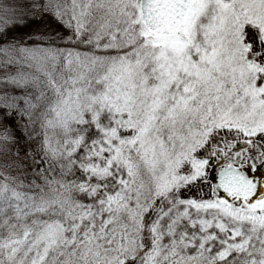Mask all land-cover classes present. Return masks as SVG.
Segmentation results:
<instances>
[{"label":"snow or ice","instance_id":"6c2138e0","mask_svg":"<svg viewBox=\"0 0 264 264\" xmlns=\"http://www.w3.org/2000/svg\"><path fill=\"white\" fill-rule=\"evenodd\" d=\"M0 264H264V0H0Z\"/></svg>","mask_w":264,"mask_h":264}]
</instances>
